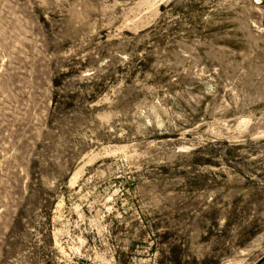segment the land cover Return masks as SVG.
Masks as SVG:
<instances>
[{"label":"rangeland","instance_id":"1","mask_svg":"<svg viewBox=\"0 0 264 264\" xmlns=\"http://www.w3.org/2000/svg\"><path fill=\"white\" fill-rule=\"evenodd\" d=\"M0 264H264V0H0Z\"/></svg>","mask_w":264,"mask_h":264}]
</instances>
